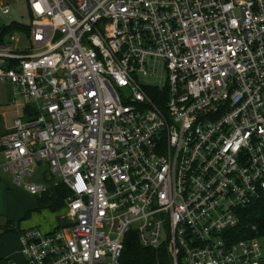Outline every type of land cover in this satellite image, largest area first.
Returning a JSON list of instances; mask_svg holds the SVG:
<instances>
[{"label":"built area","instance_id":"2783aa9c","mask_svg":"<svg viewBox=\"0 0 264 264\" xmlns=\"http://www.w3.org/2000/svg\"><path fill=\"white\" fill-rule=\"evenodd\" d=\"M11 1L0 170L71 191L69 224L20 232L22 264H122L132 231L172 264H264L227 234L264 192V0H27L25 23Z\"/></svg>","mask_w":264,"mask_h":264},{"label":"rangeland","instance_id":"374dc122","mask_svg":"<svg viewBox=\"0 0 264 264\" xmlns=\"http://www.w3.org/2000/svg\"><path fill=\"white\" fill-rule=\"evenodd\" d=\"M11 14L10 21L27 22L29 21V6L27 0H12L11 1ZM159 72L163 76L167 75L166 68L160 63ZM161 86L165 84V81H157ZM13 96V86L9 83L0 84V101L8 109L9 99ZM47 167L44 166L42 172L44 173ZM55 175V181L50 179L48 186L52 182H58L59 177ZM38 206L37 195L30 193L24 186L16 183L9 177L8 174L0 171V264H11L13 261H18L22 264L24 258H9L8 252L19 253L21 243L19 241L20 229L22 225L33 227L37 223L36 228L43 231H51L53 224H60L61 214L64 213V209H61L59 215L53 217V214L45 209L38 211L35 208ZM31 214L26 217V213ZM44 224L49 225L46 227ZM52 224V225H51ZM69 224V221H65V225ZM35 228V227H34ZM49 228V229H47ZM260 243L264 252V237L260 238ZM22 256V255H21ZM20 259V257H19Z\"/></svg>","mask_w":264,"mask_h":264},{"label":"trees","instance_id":"16d2710c","mask_svg":"<svg viewBox=\"0 0 264 264\" xmlns=\"http://www.w3.org/2000/svg\"><path fill=\"white\" fill-rule=\"evenodd\" d=\"M147 89L150 95L162 107H165L167 93L154 86ZM70 194L71 191L65 184L61 182L54 183L42 195H37L38 206L36 210L41 211L47 208L55 212L63 209ZM30 214L31 212H27L26 217ZM238 214L239 224L227 233L231 243L241 239H260L264 237V192L249 205L241 207ZM124 243L125 248L121 257L122 264H172V257L165 247L143 246L134 231L125 236Z\"/></svg>","mask_w":264,"mask_h":264},{"label":"crops","instance_id":"0c3cea01","mask_svg":"<svg viewBox=\"0 0 264 264\" xmlns=\"http://www.w3.org/2000/svg\"><path fill=\"white\" fill-rule=\"evenodd\" d=\"M4 127L3 126H1V130L3 129ZM44 166H46V165H44ZM43 166V167H44ZM43 167H42V169H43ZM47 167V166H46ZM41 169V170H42ZM48 169V168H47ZM45 170V169H44ZM1 171V170H0ZM48 172V170H45L44 171V173H47ZM4 173V172H3ZM46 176H47V178L45 179V177H44V175H42V177H41V180L43 181V182H49L50 180L49 179H52L53 177H54V181H55V175H51L49 178H48V175L46 174ZM10 177V176H9ZM11 178V177H10ZM58 178V177H57ZM12 179V178H11ZM59 179V181H58V183L59 182H61L60 181V178H58ZM53 183H56V182H52V183H50L51 185H53ZM50 185V186H51ZM49 186V187H50ZM37 208V207H36ZM35 208V209H36ZM47 208H45V210L44 211H50L52 214H53V217H56L57 218V215H59V213L61 214V212H60V210H58V211H55V212H53V211H51L50 209H47ZM64 209V213L63 214H61V219H62V221H61V223H60V226H62V225H64L65 224V221H67L68 219H67V217H66V215H67V210H66V206H65V208H63ZM26 215H27V213H26ZM37 223H40V222H33V224H35V226H33V227H35L36 228V226H37ZM46 227H49V225H47V224H44ZM52 225V224H51ZM59 227V224L57 225V224H53L52 225V227L51 228H53V229H56V228H58ZM26 228H31V227H29V226H23L22 225V228L20 229L21 231L23 230V229H26ZM47 229H49V228H47ZM52 229V230H53ZM19 241H20V235H19ZM8 256H9V258H12V259H14V258H18V260L20 261L21 260V257H23V255H22V253H21V248H20V251H19V253L15 250L14 252H8V254H7ZM22 255V256H21ZM14 257V258H13ZM19 257H20V259H19ZM24 258V257H23ZM12 262H13V260H12ZM11 262V263H12ZM14 262H16V263H18L19 264V262L16 260V261H14Z\"/></svg>","mask_w":264,"mask_h":264}]
</instances>
